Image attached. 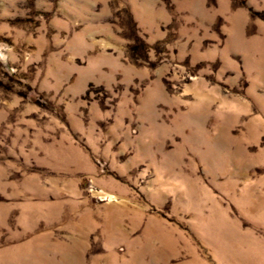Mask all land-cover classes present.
I'll list each match as a JSON object with an SVG mask.
<instances>
[{
    "label": "rangeland",
    "instance_id": "374dc122",
    "mask_svg": "<svg viewBox=\"0 0 264 264\" xmlns=\"http://www.w3.org/2000/svg\"><path fill=\"white\" fill-rule=\"evenodd\" d=\"M0 264H264V0H0Z\"/></svg>",
    "mask_w": 264,
    "mask_h": 264
}]
</instances>
